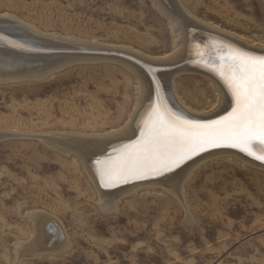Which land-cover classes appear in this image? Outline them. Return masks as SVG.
<instances>
[{"label":"rangeland","instance_id":"1","mask_svg":"<svg viewBox=\"0 0 264 264\" xmlns=\"http://www.w3.org/2000/svg\"><path fill=\"white\" fill-rule=\"evenodd\" d=\"M180 2L194 18L264 46V0ZM4 14L45 35L154 59L173 51L169 24L150 0H0ZM196 78H177L179 95L193 111L209 112L215 91ZM198 85L202 97L192 98ZM136 89L134 77L108 60L74 61L40 81L0 82V132L19 133L0 139V264H264V170L211 158L192 169L180 200L159 181L115 195L109 212L78 159L37 137L118 131L132 115ZM35 213L58 222L66 251L16 255L18 244L36 236Z\"/></svg>","mask_w":264,"mask_h":264},{"label":"bare ground","instance_id":"2","mask_svg":"<svg viewBox=\"0 0 264 264\" xmlns=\"http://www.w3.org/2000/svg\"><path fill=\"white\" fill-rule=\"evenodd\" d=\"M150 1L154 9L167 20L173 38V51L158 59L153 57L151 59L132 48L106 47L105 45L104 47L98 43L65 39L57 35H45L38 29L20 23L14 17L6 14L0 15V56L6 58H0V82L2 83L40 81L74 61H112L118 63L134 77L137 87L136 105L126 125L119 128L118 131H112L99 137L85 135L83 137L73 133L48 137L37 136L41 142L62 155L66 157L72 155L78 159L87 178L98 193L99 207L103 211L116 210L119 200H109L115 195L131 194L143 186L153 188L158 185L159 181H165L169 185L167 192L180 200L183 194V184L192 169L211 158L230 157L241 161L247 167L264 170V162L256 160L238 149L219 147L201 152L187 160L179 168L163 176L130 180L115 187L105 188L101 185L97 172V160L114 155L116 151L140 136L143 121L157 99L172 111L189 119L218 120L227 115L232 107L231 94L218 71L221 67V57H226L228 47L239 48L255 55H264L262 44H253L234 33L194 18L185 10L180 0ZM9 35L14 40L9 38ZM15 39H20V41L27 39L29 43H26L27 41L19 42ZM34 49L42 52H30ZM90 50L117 52L121 58L70 53ZM179 77H188L191 81H195L196 77L204 79L205 81H201L200 84L205 85L207 82L215 91V107L204 113L189 108L179 95L176 84V79ZM198 87L199 85L192 86V98H199V94L202 97L201 93L197 92ZM207 88L210 90L209 86ZM18 134L3 131L0 132V139L18 136ZM30 219L34 225L36 236L30 243L15 245L18 257L43 252L59 253L69 248L68 243L63 240L58 222L56 223L54 219L41 213L31 215Z\"/></svg>","mask_w":264,"mask_h":264},{"label":"snow or ice","instance_id":"3","mask_svg":"<svg viewBox=\"0 0 264 264\" xmlns=\"http://www.w3.org/2000/svg\"><path fill=\"white\" fill-rule=\"evenodd\" d=\"M218 71L232 97L227 115L193 120L157 99L140 136L97 160L101 185L163 176L210 148H235L264 162V55L229 46Z\"/></svg>","mask_w":264,"mask_h":264},{"label":"water","instance_id":"4","mask_svg":"<svg viewBox=\"0 0 264 264\" xmlns=\"http://www.w3.org/2000/svg\"><path fill=\"white\" fill-rule=\"evenodd\" d=\"M30 52H33V53H38V52H42V51H40V50H38V51H36V49L35 50H31Z\"/></svg>","mask_w":264,"mask_h":264}]
</instances>
